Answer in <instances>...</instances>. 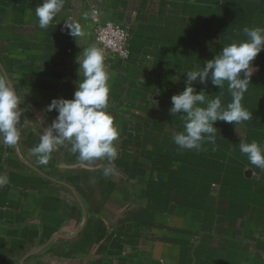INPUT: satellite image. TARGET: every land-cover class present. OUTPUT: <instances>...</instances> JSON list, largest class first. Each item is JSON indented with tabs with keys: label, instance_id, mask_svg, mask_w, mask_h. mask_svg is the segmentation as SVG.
<instances>
[{
	"label": "crops",
	"instance_id": "1",
	"mask_svg": "<svg viewBox=\"0 0 264 264\" xmlns=\"http://www.w3.org/2000/svg\"><path fill=\"white\" fill-rule=\"evenodd\" d=\"M42 2L0 0V78L21 112L17 145L0 143V264H264V171L238 146L264 148V51L242 100L251 121H218L215 143L184 150L169 112L187 70L264 28V0H63L46 29ZM94 11L130 34L128 61L105 56L119 133L107 177V159L82 162L67 143L47 165L30 151L58 115L48 105L83 80L76 57L96 47ZM194 87L232 102L226 84Z\"/></svg>",
	"mask_w": 264,
	"mask_h": 264
},
{
	"label": "clouds",
	"instance_id": "2",
	"mask_svg": "<svg viewBox=\"0 0 264 264\" xmlns=\"http://www.w3.org/2000/svg\"><path fill=\"white\" fill-rule=\"evenodd\" d=\"M62 7L63 0H43L35 9L39 27L46 29ZM243 32L247 37L244 42L222 47L213 59L203 61V67L197 66L184 73L187 77L184 90L171 97L169 109L172 116L180 114L183 120L184 131L173 137L179 149L200 150L202 143H215L217 128L214 125L218 121L243 125L253 119L242 100L252 84L253 61L264 51V28L245 27ZM71 35L76 38L78 34L71 30ZM76 63L83 80L79 78L73 99H53L48 105L47 112L55 110L58 115L30 151L37 157L38 164L47 165L52 153L67 143L82 162L107 159L109 166L103 169L107 177L112 175L111 164L118 156L114 142L119 133L113 117L106 111L110 76L105 54L102 49L89 46L78 53ZM209 79L219 89L227 85L232 102L226 107L218 96L212 99L203 90L197 92L194 83L206 84ZM19 105L18 94L0 78V143L4 145L15 146L20 140ZM238 146L251 165L264 171V148L259 143L241 141ZM6 182V178L0 176V186Z\"/></svg>",
	"mask_w": 264,
	"mask_h": 264
},
{
	"label": "built area",
	"instance_id": "3",
	"mask_svg": "<svg viewBox=\"0 0 264 264\" xmlns=\"http://www.w3.org/2000/svg\"><path fill=\"white\" fill-rule=\"evenodd\" d=\"M92 29L94 44L103 50L105 56H110L122 62L130 59V34L124 26L112 21L100 22L98 11H94Z\"/></svg>",
	"mask_w": 264,
	"mask_h": 264
}]
</instances>
